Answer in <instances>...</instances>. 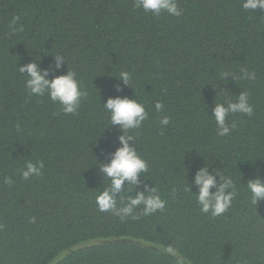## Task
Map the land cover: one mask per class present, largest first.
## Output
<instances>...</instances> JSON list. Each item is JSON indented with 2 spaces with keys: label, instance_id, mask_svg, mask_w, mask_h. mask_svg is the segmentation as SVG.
<instances>
[{
  "label": "trees",
  "instance_id": "1",
  "mask_svg": "<svg viewBox=\"0 0 264 264\" xmlns=\"http://www.w3.org/2000/svg\"><path fill=\"white\" fill-rule=\"evenodd\" d=\"M177 3L180 17H156L134 0H0V264H264V200L253 205L245 186L264 180V14L244 11L241 0ZM14 16L23 26L15 34ZM56 54L66 61L56 75L75 71L88 93L75 115L47 95L30 96L16 70L39 58L48 68ZM241 69L256 78H240ZM121 72L131 87L116 78ZM240 92L253 115L230 113L234 130L218 136L211 108ZM117 95L149 113L129 134L148 163L141 188L154 186L166 201L150 215L140 206L138 219L95 203L108 186L96 158L106 163L122 134L100 104ZM26 161H43L42 175L21 179ZM205 164L235 182L230 208L216 217L184 191Z\"/></svg>",
  "mask_w": 264,
  "mask_h": 264
},
{
  "label": "clouds",
  "instance_id": "2",
  "mask_svg": "<svg viewBox=\"0 0 264 264\" xmlns=\"http://www.w3.org/2000/svg\"><path fill=\"white\" fill-rule=\"evenodd\" d=\"M133 6L144 13H151L156 17L164 13L173 17H180L183 14L177 0H134ZM241 8L244 11L256 13V10L259 9L261 14H264V0H241ZM19 19V16H14L9 24L13 34L23 30L22 25L17 27ZM51 56L54 58V63L48 68L40 67L39 58L18 68L16 67V70L20 75L27 78L25 80V88L30 96L43 97L47 95L49 100L60 106L64 114L75 115L80 107L81 99L86 97L88 93L81 87L75 71L67 69L65 74L56 75L61 67L66 65L65 57L61 54ZM224 75L226 78L232 77V79H235L231 73H225ZM116 78L123 85L131 87L132 76L130 73L121 72L119 77ZM240 78L254 80L256 76L254 72L241 69ZM116 91H122L119 84L116 85ZM224 93L225 91L218 90L216 95ZM100 105L108 113V124L115 126L122 134L117 136L119 147L110 153L104 154L106 163H101L96 158L98 173L102 178L101 181L105 178L108 180V186L95 196L98 211H110L121 220L128 217L138 219L135 210L140 208V206H143L140 215H150L158 210L163 211L166 201L161 199L158 190L154 186L149 187L147 184H143L141 188L143 178L146 177L143 174L148 172V163L138 154L134 146V137L129 134L131 130L141 128L143 123L149 118V113L145 110L142 103L135 98L130 99L127 96L117 95L109 97ZM153 107L156 112H160L163 110L164 105L162 102L156 101ZM253 111V106L249 103L248 94L240 92L235 102L214 103L211 108V116L208 115V110L206 114L215 121L216 134L218 136H226L235 128V124L229 126L226 123L230 113H242L252 116ZM160 124L166 127L169 124V117H162ZM16 127L19 129V125H16ZM209 164H205L196 170L192 182H186L184 191L195 194L196 203L200 207L202 214H210L216 217L230 208L232 200L237 193L235 191V182L231 176L224 175L217 168L209 171ZM44 167L43 161H36L35 163L26 161L24 167L18 169V171L21 179L29 180L31 177L42 175ZM3 183L11 186L14 180L5 176ZM193 185L196 187L195 192L192 191ZM245 186L253 205H257L264 200V180L259 177L249 179ZM126 188L134 194L128 195L125 199L122 193ZM32 219L34 221V218ZM163 250L170 255L177 254V250L171 245L164 247Z\"/></svg>",
  "mask_w": 264,
  "mask_h": 264
},
{
  "label": "rangeland",
  "instance_id": "3",
  "mask_svg": "<svg viewBox=\"0 0 264 264\" xmlns=\"http://www.w3.org/2000/svg\"><path fill=\"white\" fill-rule=\"evenodd\" d=\"M164 248V247H163Z\"/></svg>",
  "mask_w": 264,
  "mask_h": 264
}]
</instances>
